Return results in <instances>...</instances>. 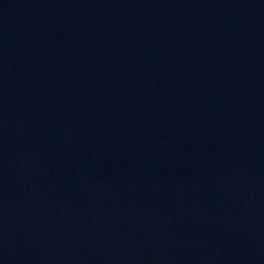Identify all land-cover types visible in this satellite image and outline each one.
<instances>
[{
    "label": "water",
    "instance_id": "95a60500",
    "mask_svg": "<svg viewBox=\"0 0 264 264\" xmlns=\"http://www.w3.org/2000/svg\"><path fill=\"white\" fill-rule=\"evenodd\" d=\"M0 264H264V0H0Z\"/></svg>",
    "mask_w": 264,
    "mask_h": 264
}]
</instances>
